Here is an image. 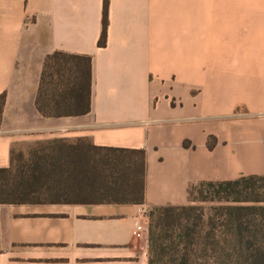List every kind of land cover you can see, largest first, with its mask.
Listing matches in <instances>:
<instances>
[{
	"label": "crops",
	"instance_id": "crops-1",
	"mask_svg": "<svg viewBox=\"0 0 264 264\" xmlns=\"http://www.w3.org/2000/svg\"><path fill=\"white\" fill-rule=\"evenodd\" d=\"M0 0V169L49 141L145 150V203L0 204V264H149L139 210L264 176V0ZM93 65L92 110L47 118L44 63ZM217 141L213 150L209 140Z\"/></svg>",
	"mask_w": 264,
	"mask_h": 264
},
{
	"label": "trees",
	"instance_id": "trees-1",
	"mask_svg": "<svg viewBox=\"0 0 264 264\" xmlns=\"http://www.w3.org/2000/svg\"><path fill=\"white\" fill-rule=\"evenodd\" d=\"M105 0L100 47L107 44ZM91 58L56 52L44 63L36 107L47 118L84 116L92 110ZM4 101L1 100L2 113ZM28 158L15 152L0 169V204L145 203V150L100 148L79 141H49ZM217 141L209 140L213 150ZM218 202L208 215L193 205ZM190 204L148 210L149 264H264V176L201 182L189 189Z\"/></svg>",
	"mask_w": 264,
	"mask_h": 264
},
{
	"label": "built area",
	"instance_id": "built-area-1",
	"mask_svg": "<svg viewBox=\"0 0 264 264\" xmlns=\"http://www.w3.org/2000/svg\"><path fill=\"white\" fill-rule=\"evenodd\" d=\"M149 218H148V210L145 208H141L139 210V217L136 225V234L137 236H141L148 232Z\"/></svg>",
	"mask_w": 264,
	"mask_h": 264
},
{
	"label": "rangeland",
	"instance_id": "rangeland-1",
	"mask_svg": "<svg viewBox=\"0 0 264 264\" xmlns=\"http://www.w3.org/2000/svg\"><path fill=\"white\" fill-rule=\"evenodd\" d=\"M193 205H195L196 207L199 208H204L206 214L208 215L209 213H211L212 208L219 206L218 202H204L199 195L197 194V192L194 193L193 195ZM148 233V232H147Z\"/></svg>",
	"mask_w": 264,
	"mask_h": 264
}]
</instances>
